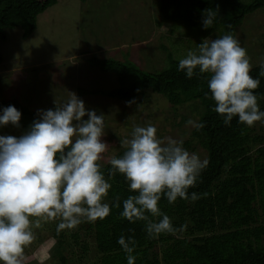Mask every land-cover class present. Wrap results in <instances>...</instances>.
<instances>
[{"label": "clouds", "instance_id": "9594fccd", "mask_svg": "<svg viewBox=\"0 0 264 264\" xmlns=\"http://www.w3.org/2000/svg\"><path fill=\"white\" fill-rule=\"evenodd\" d=\"M216 16L213 9L205 10L203 27L211 28ZM197 69L209 75L213 111L224 118L225 125L234 117L249 127L264 121L255 94L260 79L252 77L250 57L238 38L232 34L205 38L179 60V70L189 79ZM259 76L264 77V60ZM21 115L9 105L0 115V126L19 127ZM38 116L22 136L0 135V264H23L25 248L35 239L34 229L43 223L58 220L59 233L85 221L103 220L113 206L120 208L119 196L113 205L105 202L112 188L109 181L118 173L136 193L123 200L121 218L144 221L149 238L186 230L187 225L173 226L159 201L162 197L170 204L178 198L189 200L188 190L195 187L207 159L186 150L182 140L158 138L151 123L134 125L130 138L120 139L123 154L108 157L106 178L101 164L109 149L102 139L104 114L87 110L84 102L69 92L63 105L38 110ZM187 123L197 130L205 126L194 120ZM199 198L196 192L191 193V201ZM118 244L126 253L127 264H135V239L121 235Z\"/></svg>", "mask_w": 264, "mask_h": 264}, {"label": "trees", "instance_id": "16d2710c", "mask_svg": "<svg viewBox=\"0 0 264 264\" xmlns=\"http://www.w3.org/2000/svg\"><path fill=\"white\" fill-rule=\"evenodd\" d=\"M56 2L0 0V44L7 42L9 33L15 29L21 33V40L28 38L36 29L37 15ZM156 3L159 16L156 25L170 22V34L177 29L173 23L180 22L189 29L203 27L205 10L216 11L211 28H200L201 40L212 33L235 35L246 15L258 9L264 15V0H157ZM162 48L166 67L154 72H145L133 62L114 58L91 57L89 62L102 72L116 74L118 87L103 93L110 98L132 100L151 89L173 106L186 101L200 104L202 112L197 122L205 126L193 128L191 136L206 150L209 163L195 187L189 188V200L178 198L170 204L162 197L159 201L161 211L170 217L173 226L179 229L187 225L186 230L149 238L144 221L133 223L121 218L123 200L136 193L129 190L125 177L118 173L109 181L112 188L106 202L113 205L119 196L120 208L113 206L105 219L82 222L68 232L57 233L55 228L52 263L74 264L72 259L76 258L75 264H127L126 253L118 244L123 235L136 241L135 264H264V135L254 134L253 127L241 124L238 117L225 125L224 118L213 111L215 102L208 88L209 75L200 74L197 69L189 79L179 70V60L164 45ZM259 72L260 63L253 65L251 75L260 79L255 94L260 110L264 111V77ZM9 105L22 114L20 126H14L20 131H28L33 121L39 119L37 112L16 99L0 102L1 109ZM123 151L122 148L115 155L119 157ZM109 168V164H102L106 178ZM192 192L200 197L194 202L190 199ZM58 223V220L51 225L43 223L40 229L46 232L47 227H56ZM45 237L35 236L33 241L42 242ZM90 237L92 252L87 239Z\"/></svg>", "mask_w": 264, "mask_h": 264}, {"label": "rangeland", "instance_id": "374dc122", "mask_svg": "<svg viewBox=\"0 0 264 264\" xmlns=\"http://www.w3.org/2000/svg\"><path fill=\"white\" fill-rule=\"evenodd\" d=\"M156 2L57 0L37 15L36 29L28 38L21 40V33L15 29L8 32V41L0 44L3 60L0 63V102L16 99L38 113V110H55L56 105H63L68 100L69 92L75 93L87 110L105 115L102 139L109 144V149L101 164H106L108 157L122 149L120 139L130 138L134 125L148 123L157 128L158 138L182 140L186 150L196 153L201 160L206 159V150L191 136L194 127L187 123L198 121L202 112L198 102L186 101L173 106L151 89L132 100L110 98L103 93L118 87L116 74L102 72L89 62L91 57L114 58L133 62L145 72H154L166 64L162 45L180 60L205 38L214 40L222 36L212 33L201 40L200 28L204 27L189 29L180 22L173 23L177 28L173 34L168 33L170 22L156 25L159 20ZM234 36L246 48L252 66L259 64L264 59L262 10L246 15ZM71 54L78 55L72 57ZM130 101L134 102L129 105ZM252 127L254 134L264 135V121L256 122ZM26 132L12 124L0 126V135L20 137ZM55 226L47 227L46 232H42L43 228L34 229L37 238L46 237L25 248L23 264H59L52 263L51 257L56 243ZM87 239L92 252L93 239ZM72 263H77L76 258Z\"/></svg>", "mask_w": 264, "mask_h": 264}, {"label": "crops", "instance_id": "0c3cea01", "mask_svg": "<svg viewBox=\"0 0 264 264\" xmlns=\"http://www.w3.org/2000/svg\"><path fill=\"white\" fill-rule=\"evenodd\" d=\"M71 55H72V57H73V56H76V55H78V54H71Z\"/></svg>", "mask_w": 264, "mask_h": 264}]
</instances>
